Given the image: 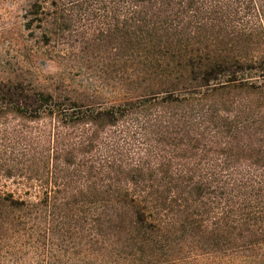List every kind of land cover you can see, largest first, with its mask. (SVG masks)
Instances as JSON below:
<instances>
[{
    "label": "trees",
    "instance_id": "16d2710c",
    "mask_svg": "<svg viewBox=\"0 0 264 264\" xmlns=\"http://www.w3.org/2000/svg\"><path fill=\"white\" fill-rule=\"evenodd\" d=\"M77 10L114 13L102 41L138 88L111 103L0 82V236L77 240L91 264L190 247L264 264V0H36L28 28Z\"/></svg>",
    "mask_w": 264,
    "mask_h": 264
},
{
    "label": "rangeland",
    "instance_id": "374dc122",
    "mask_svg": "<svg viewBox=\"0 0 264 264\" xmlns=\"http://www.w3.org/2000/svg\"><path fill=\"white\" fill-rule=\"evenodd\" d=\"M36 0H0V82L24 84L55 95L67 94L86 100L98 94L101 101L120 102L122 95L138 87L130 79L134 64L115 50V43L102 41L114 25V13H65L68 21H59L40 29L33 23L31 6ZM124 21V15L116 14ZM62 25V26H61ZM61 26V27H60ZM54 30L50 41L45 32ZM65 30L63 35L62 31ZM112 44V45H111ZM12 183H7L11 185ZM67 250L48 249L45 254L28 248L19 237L0 236V264H91L78 241L68 240ZM177 264H244L245 259L230 260L212 254L176 248Z\"/></svg>",
    "mask_w": 264,
    "mask_h": 264
}]
</instances>
